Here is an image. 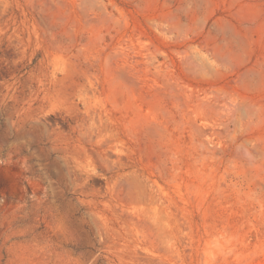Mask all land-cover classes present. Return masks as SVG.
Listing matches in <instances>:
<instances>
[{"label": "rangeland", "instance_id": "rangeland-1", "mask_svg": "<svg viewBox=\"0 0 264 264\" xmlns=\"http://www.w3.org/2000/svg\"><path fill=\"white\" fill-rule=\"evenodd\" d=\"M0 264H264V0H0Z\"/></svg>", "mask_w": 264, "mask_h": 264}]
</instances>
